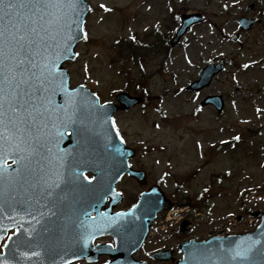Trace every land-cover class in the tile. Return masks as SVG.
<instances>
[{
	"label": "rangeland",
	"instance_id": "obj_1",
	"mask_svg": "<svg viewBox=\"0 0 264 264\" xmlns=\"http://www.w3.org/2000/svg\"><path fill=\"white\" fill-rule=\"evenodd\" d=\"M85 2L90 11L84 39L76 46V60L64 64L71 87L85 86L100 103L113 101L120 92L144 97V105L113 116L120 138L137 150L131 167L146 172L148 186L159 183L174 203L185 199L189 205L183 214L180 209L161 214L134 258L148 262L147 253L190 238L253 231L259 224L253 214L264 213V0ZM190 13H200L205 23L170 48L179 16ZM241 17L256 24L242 31ZM235 33L239 40L231 42ZM123 45L131 46L130 56ZM213 61L224 64L208 88V94L223 97L220 116L209 108L198 110V98L185 90L199 69ZM116 190L123 201L115 210H123L143 188L124 177ZM183 219L191 225L179 234ZM97 242L112 244L108 237ZM105 262L100 258L95 264Z\"/></svg>",
	"mask_w": 264,
	"mask_h": 264
},
{
	"label": "water",
	"instance_id": "obj_2",
	"mask_svg": "<svg viewBox=\"0 0 264 264\" xmlns=\"http://www.w3.org/2000/svg\"><path fill=\"white\" fill-rule=\"evenodd\" d=\"M13 2L31 5L47 0ZM88 10L83 0H60L59 7L39 10L22 7L14 10L11 20L0 19V31L5 32L0 37V153L12 151L10 158L16 157L19 161L26 151L32 152L35 158L45 146L56 148L59 141L60 146L68 145L55 137L59 107L62 119H72L77 124L75 139L80 171L93 175L91 182L85 181L84 173L74 176L71 185L57 181L56 185L51 184L50 193L40 189L42 195L38 200L44 199L47 204L44 211L34 217L23 218L28 210L17 217L3 210L0 239L12 224H20L21 228L9 237L0 255V264H69L77 260L91 263L102 254L110 256L107 264H144L133 261L131 254L140 248L156 214L172 210L170 200L159 187L153 186L141 194L137 205L130 210L111 213L121 199L114 185L124 174L140 185L145 182L143 172L128 168L127 160L134 152L119 141L111 122L115 112L133 107L140 99L120 93L116 96L117 105L100 106L98 99L83 88L69 90L62 64L75 59L74 47L83 38L82 25ZM204 20L200 14L182 15L171 46L191 26ZM253 23L245 19L239 21L243 29ZM8 31H13L15 40L10 39ZM237 38L234 35L231 40ZM221 70L220 64H207L190 89L198 91L207 87ZM209 103L221 113L220 96L209 97L203 102ZM10 168L0 185V205L8 210L12 194L17 191V207L29 209L33 191L23 187L22 181L13 182L11 175L20 168L14 171ZM41 171L42 168L39 173ZM106 198H109V205L104 209ZM2 208L0 206V210ZM92 213L94 218L89 217ZM102 235L113 237L114 250L109 246H93V240ZM180 250L183 259L176 264H264V214L251 233L213 237L201 242L190 240L181 244ZM162 253L154 258L166 260L161 257Z\"/></svg>",
	"mask_w": 264,
	"mask_h": 264
},
{
	"label": "flooded vegetation",
	"instance_id": "obj_3",
	"mask_svg": "<svg viewBox=\"0 0 264 264\" xmlns=\"http://www.w3.org/2000/svg\"><path fill=\"white\" fill-rule=\"evenodd\" d=\"M189 94L193 97V96H197L199 98V100L203 99L204 97H206L208 94V89H205V90H202V91H199V92H189ZM205 108H209V109H212L213 108L211 106H207ZM44 157V163H45V166H46V172L47 174L49 175V162H50V152L47 150L45 151V154L43 155ZM33 158L28 156L27 154H24V155H21L19 157V161L15 163V168L14 169H18V168H26L27 170H30L33 165ZM43 171V170H42ZM29 181H36V182H40L41 181V178H37V179H29ZM33 190V193L31 194V197H29L31 200H32V203H31V206H30V214L31 216H35V215H39L40 212L44 210V206L46 204V201L44 199L42 200H38L40 198V195L37 194V188H34L32 189ZM141 193V192H140ZM139 193V194H140ZM139 196V195H138ZM18 195L16 194L14 196V198H17ZM29 205V203L27 204ZM35 205V207H34ZM190 232V231H189ZM183 242V241H182ZM180 244V243H179ZM179 244L177 245V247H171V246H165V247H162L160 249H157V250H154L150 253H147L145 256V259L148 261V263H151V264H161L162 262H156L152 259V255L159 252V251H165L169 254L170 258H174L176 259V254L179 252L178 250V246ZM144 245L142 246V248L137 252V253H140L144 250ZM144 261V260H142ZM146 262V261H145Z\"/></svg>",
	"mask_w": 264,
	"mask_h": 264
},
{
	"label": "snow or ice",
	"instance_id": "obj_4",
	"mask_svg": "<svg viewBox=\"0 0 264 264\" xmlns=\"http://www.w3.org/2000/svg\"><path fill=\"white\" fill-rule=\"evenodd\" d=\"M59 2L60 0H47L46 3L40 2L36 3L33 2L31 5L28 4H23V3H16L13 2V0H0V19H7L11 20L13 18L14 10H18L19 8L22 7H35L37 10L40 8H54V7H59ZM14 27V26H13ZM5 35L4 31H0V37H3ZM8 36L10 37L11 40H15L16 36L13 34V31H8ZM238 255H242V253H237Z\"/></svg>",
	"mask_w": 264,
	"mask_h": 264
},
{
	"label": "trees",
	"instance_id": "obj_5",
	"mask_svg": "<svg viewBox=\"0 0 264 264\" xmlns=\"http://www.w3.org/2000/svg\"><path fill=\"white\" fill-rule=\"evenodd\" d=\"M181 205H183V204H181ZM180 206V205H179Z\"/></svg>",
	"mask_w": 264,
	"mask_h": 264
}]
</instances>
